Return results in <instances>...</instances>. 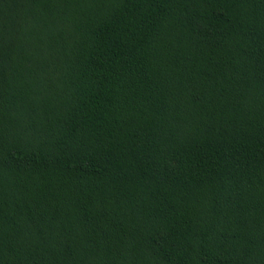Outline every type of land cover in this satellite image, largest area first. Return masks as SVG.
<instances>
[{
	"label": "trees",
	"instance_id": "1",
	"mask_svg": "<svg viewBox=\"0 0 264 264\" xmlns=\"http://www.w3.org/2000/svg\"><path fill=\"white\" fill-rule=\"evenodd\" d=\"M0 264H264V0H0Z\"/></svg>",
	"mask_w": 264,
	"mask_h": 264
}]
</instances>
